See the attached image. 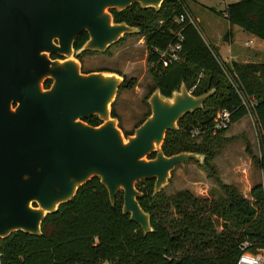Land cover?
Here are the masks:
<instances>
[{"label":"trees","instance_id":"obj_1","mask_svg":"<svg viewBox=\"0 0 264 264\" xmlns=\"http://www.w3.org/2000/svg\"><path fill=\"white\" fill-rule=\"evenodd\" d=\"M223 10L219 16L229 28L237 27L264 44V0H236ZM110 13L115 24L137 30L125 37L142 40L151 81L141 98L145 114L131 131H123L120 123L119 128L125 137L132 134L148 116L146 100L154 90L165 98L181 84L192 97L211 91L200 110L184 115L175 131L165 133L160 150L166 157L180 153L200 155L201 164L188 162L206 174L220 195L215 200L196 198L186 190L172 196L160 190L153 195L152 180L136 183L135 189L141 193L137 203L148 216L150 227V232L143 235L122 213V193L117 194L112 205L95 178L83 185L70 202L45 218L39 236L15 232L0 239V264H234L242 252L256 254L264 247L261 185H252L249 199H245L235 186L220 181L213 160L234 139L225 137L229 128L250 116L256 126L258 153L257 158L250 154V159L264 173V63L221 62L195 28L184 0L165 1L157 10L133 4ZM179 17H183L182 22H176ZM87 40L86 33L76 39L74 54ZM175 44L180 47L178 60L162 67L159 53ZM89 53L93 52L76 57ZM119 76L124 81L118 93L135 87L133 78ZM50 84L47 81L44 88ZM249 99L254 101L253 108L241 105L242 100ZM114 105L115 102L111 117L118 120ZM222 111L229 113L228 124L225 129L214 131L215 116ZM85 123L97 127L101 121L92 117ZM246 152L250 153L248 147ZM217 223L219 231L215 230ZM244 243L246 248L241 251Z\"/></svg>","mask_w":264,"mask_h":264},{"label":"water","instance_id":"obj_2","mask_svg":"<svg viewBox=\"0 0 264 264\" xmlns=\"http://www.w3.org/2000/svg\"><path fill=\"white\" fill-rule=\"evenodd\" d=\"M165 1L0 0V239L15 232L39 236L45 218L95 178L112 205L122 193V213L145 235L148 216L138 206L141 193L135 184L152 180L155 195L175 167L202 163L196 154L166 157L160 147L165 133L200 110L211 91L192 97L181 84L165 98L154 90L146 100L148 116L125 137L111 117L124 79L83 74L69 59L83 33L88 40L76 56L104 54L125 35L137 33L115 24L111 10L133 4L157 10ZM92 117L101 124L84 122Z\"/></svg>","mask_w":264,"mask_h":264},{"label":"rangeland","instance_id":"obj_3","mask_svg":"<svg viewBox=\"0 0 264 264\" xmlns=\"http://www.w3.org/2000/svg\"><path fill=\"white\" fill-rule=\"evenodd\" d=\"M235 1L184 0V5L201 36L206 34L208 38H211L215 31L226 33L225 21L219 16V13L223 14L224 3ZM231 35L230 43L221 42L222 48L219 52L221 60L227 61L226 50L232 49L239 57H243L246 53L247 59L251 60V63H264V45L253 41L247 45L248 47H244L243 44L248 42L250 38L237 27H232ZM252 49L258 52L254 56L253 54L249 55L253 51ZM69 59L78 63L81 72L95 73L101 71L108 74H119L136 81L134 88L118 93L114 105L120 127L123 131H131L134 124L146 112V107L141 103V98L145 93V87L151 84L145 64V50L142 40L139 37L124 36L104 54H85L80 57V61H77L73 56ZM128 126L129 129L126 128ZM226 133L227 137H234V139L222 151L223 157L220 168L224 175L223 180L225 184L235 186L245 199H249L248 189L250 186L254 184L264 185V173L250 159V154L256 158L258 156L254 120L250 116H245L232 125ZM247 147L250 153L246 152ZM228 171L231 173L229 174ZM162 190L166 196H172L178 191L186 190L196 198L209 200H215L220 195L217 187L206 178V174L192 162H187L176 168ZM215 230H220L219 223L215 224Z\"/></svg>","mask_w":264,"mask_h":264},{"label":"built area","instance_id":"obj_4","mask_svg":"<svg viewBox=\"0 0 264 264\" xmlns=\"http://www.w3.org/2000/svg\"><path fill=\"white\" fill-rule=\"evenodd\" d=\"M183 17H179L176 22H182ZM189 23H191L190 20H188ZM180 51L179 44L168 46L164 51L160 52L158 55V63L162 67H166L167 65L176 62L178 60V52ZM242 106L253 108L254 107V101L252 99H249L247 101L242 100L241 102ZM229 120V113L222 111L218 112L214 119V131L223 130L226 128ZM263 195H264V185L261 186ZM246 248V244H242L240 247V250L243 251V249ZM264 261V247L262 249L257 250L256 254H250L247 252H242L240 256H238L237 260L234 264H263Z\"/></svg>","mask_w":264,"mask_h":264},{"label":"crops","instance_id":"obj_5","mask_svg":"<svg viewBox=\"0 0 264 264\" xmlns=\"http://www.w3.org/2000/svg\"><path fill=\"white\" fill-rule=\"evenodd\" d=\"M229 4V3H224V7ZM222 18V17H221ZM223 19V18H222ZM224 20V19H223ZM225 21V20H224ZM225 26H226V33L223 34L222 32H217L215 31L214 34H212L211 38H208V35L206 34H203L202 37L204 39V41L210 46L212 47L217 56H218V59L221 61V62H224V63H230V62H237V63H247V62H251V60L247 59V54L245 53V55L243 57H239L238 54L236 52H234L232 49H227L226 50V55H227V61H224V60H221L220 58V49L222 48V45H221V42H225L226 44L230 43L231 40H232V28H229L227 26V23L225 22ZM230 33V35H228L227 33ZM246 34V33H245ZM248 35V34H247ZM249 36V40L248 42H245L243 44L244 47H248L247 45L248 44H251L253 41H257L259 42L260 44L264 45L261 41L255 39L254 37ZM211 39V40H210ZM253 50V49H252ZM258 52L253 50L252 52L249 53V55L253 54V56L255 54H257ZM135 125V124H134ZM127 129H129L130 127H126ZM227 134V133H226ZM225 134V137H227V135ZM223 151V150H222ZM222 151L221 153L213 160V164L214 166L216 167V170H217V173H218V177L220 179L221 182L225 183V181L223 180L224 178V175L221 173L222 172V169L220 168V165H222V157H223V154H222ZM224 161H226V159L224 158ZM224 169V168H223ZM229 174L231 173V171H228ZM234 176H236L235 174H233ZM251 187V186H250ZM249 187V189H250ZM248 189V191H249Z\"/></svg>","mask_w":264,"mask_h":264},{"label":"flooded vegetation","instance_id":"obj_6","mask_svg":"<svg viewBox=\"0 0 264 264\" xmlns=\"http://www.w3.org/2000/svg\"><path fill=\"white\" fill-rule=\"evenodd\" d=\"M75 41H76V40H75ZM73 44H74V43H73ZM72 48H73V47H72ZM73 51H74V49H73ZM74 53H75V52H74ZM73 57L76 58L78 61H80V60H79L80 58L78 59V58L76 57L75 54L73 55ZM51 59H52V60H63V58L60 57V56H58V55H52V56H51ZM81 73H83V74H88L89 72H88V73H87V72H81ZM87 120H88V119H87ZM85 121H86V120H85ZM85 121H84V122H85Z\"/></svg>","mask_w":264,"mask_h":264}]
</instances>
